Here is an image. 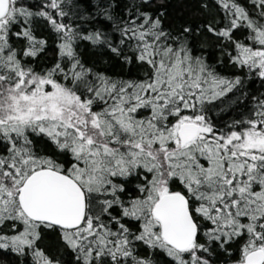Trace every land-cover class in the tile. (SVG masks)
Listing matches in <instances>:
<instances>
[{
  "label": "snow or ice",
  "instance_id": "obj_1",
  "mask_svg": "<svg viewBox=\"0 0 264 264\" xmlns=\"http://www.w3.org/2000/svg\"><path fill=\"white\" fill-rule=\"evenodd\" d=\"M0 264H264V0H0Z\"/></svg>",
  "mask_w": 264,
  "mask_h": 264
}]
</instances>
